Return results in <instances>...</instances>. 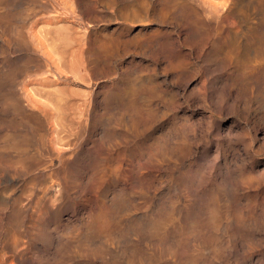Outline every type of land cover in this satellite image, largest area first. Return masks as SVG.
Returning <instances> with one entry per match:
<instances>
[{
  "label": "rangeland",
  "instance_id": "1",
  "mask_svg": "<svg viewBox=\"0 0 264 264\" xmlns=\"http://www.w3.org/2000/svg\"><path fill=\"white\" fill-rule=\"evenodd\" d=\"M263 42L264 0H0V264H264Z\"/></svg>",
  "mask_w": 264,
  "mask_h": 264
},
{
  "label": "bare ground",
  "instance_id": "2",
  "mask_svg": "<svg viewBox=\"0 0 264 264\" xmlns=\"http://www.w3.org/2000/svg\"><path fill=\"white\" fill-rule=\"evenodd\" d=\"M32 23H34V21L32 22ZM36 23V22H35ZM33 26V25H32ZM254 33H256V32H254ZM208 34V33H207ZM192 35V34H191ZM198 37V36H197ZM207 37V36H206ZM221 39V38H220ZM219 39V40H220ZM200 40V39H199ZM212 40V39H211ZM258 40V39H257ZM206 41V40H205ZM222 41V40H221ZM203 44V43H202ZM206 46V45H205ZM204 46V47H205ZM204 49V48H203ZM259 49H261V50H264V42L260 45V47H259ZM205 50V49H204ZM231 64V63H230ZM254 70V69H253ZM229 73V72H228ZM234 73V72H233ZM196 81V80H195ZM195 83V82H194ZM193 83V84H194ZM196 84V83H195ZM197 85V84H196ZM198 87V86H197ZM198 89V88H197ZM196 89V90H197ZM202 89V88H201ZM200 89V90H201ZM221 89H223V91L221 92V93H219L218 95H217V101L218 102H221V103H227L228 101L229 102H231V104H237V102L239 101L238 100V95L236 94V93H231V90H232V86H231V84L229 83V82H227V83H225V84H223L222 85V88ZM199 90V91H200ZM193 92V91H192ZM127 93V92H126ZM128 93H130V92H128ZM201 93H203V92H201ZM221 152H219V150H217L216 151V153L214 154V156H213V163H214V165L216 164V162L218 161V159L222 156L221 154H220ZM224 156V155H223ZM235 157H231L229 160L231 161L232 159H234ZM10 180V179H9ZM7 183V182H6ZM261 191V190H260ZM264 192V191H263ZM261 193H262V191H261ZM237 215V214H236ZM238 216V215H237ZM235 219V226L240 230V232H243V231H245V229L247 228L246 227V225H244L243 223H242V219H240V218H238V217H235L234 218ZM18 233V232H17ZM19 235V234H18ZM263 250H264V248H263ZM7 257V256H6ZM249 260H251L250 258H249ZM250 262V261H249Z\"/></svg>",
  "mask_w": 264,
  "mask_h": 264
}]
</instances>
